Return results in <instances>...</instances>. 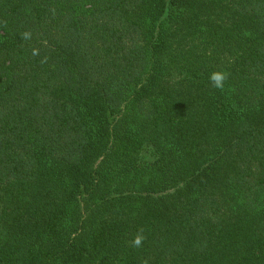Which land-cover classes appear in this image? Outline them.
Instances as JSON below:
<instances>
[{
    "label": "trees",
    "instance_id": "1",
    "mask_svg": "<svg viewBox=\"0 0 264 264\" xmlns=\"http://www.w3.org/2000/svg\"><path fill=\"white\" fill-rule=\"evenodd\" d=\"M145 260L264 264V0H0V264Z\"/></svg>",
    "mask_w": 264,
    "mask_h": 264
},
{
    "label": "clouds",
    "instance_id": "2",
    "mask_svg": "<svg viewBox=\"0 0 264 264\" xmlns=\"http://www.w3.org/2000/svg\"><path fill=\"white\" fill-rule=\"evenodd\" d=\"M22 39L29 40L31 39V33L30 32H24L22 33ZM33 55H38V50L33 49ZM45 61H42V63ZM229 73L227 72H221L216 71L210 74L209 80L212 84V86L218 90H223L225 87V83L228 80ZM144 229L140 228L133 238V240L130 242L131 246L133 248H141L143 246L144 241L147 239V237L144 235ZM142 264H148V261L145 260L142 262Z\"/></svg>",
    "mask_w": 264,
    "mask_h": 264
}]
</instances>
